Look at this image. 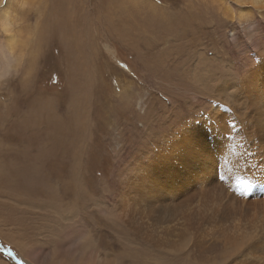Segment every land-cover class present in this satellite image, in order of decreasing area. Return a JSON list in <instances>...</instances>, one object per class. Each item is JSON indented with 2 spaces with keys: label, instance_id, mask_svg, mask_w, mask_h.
<instances>
[{
  "label": "bare ground",
  "instance_id": "obj_1",
  "mask_svg": "<svg viewBox=\"0 0 264 264\" xmlns=\"http://www.w3.org/2000/svg\"><path fill=\"white\" fill-rule=\"evenodd\" d=\"M12 1L6 0L0 9V54L7 67L16 69L22 64L16 70V88L28 90L25 82L29 84L34 77L40 54L53 41L59 45V68L70 87L52 97L41 91L27 96V106L34 111L23 117L19 113L20 122L3 120L10 121L4 114L9 106L0 113V144L8 143V137L22 139L18 144L23 148L17 151L20 155L21 150L26 151L31 159V165L22 161L16 180L11 179V172L0 177V191L6 190V197L19 189L24 196L35 194L36 233L51 235L61 218L78 209V220L89 229L88 241L104 257L103 264H264V40L256 41L252 54L240 60L237 73L213 41L224 54L227 46L218 39L210 40L222 24L212 23L196 11L195 15H176L157 38L149 39L151 32L145 37L148 42L139 45L142 36L125 31L118 10H110L112 2L105 16V0H41L35 7L33 29H29L31 38L24 40L21 29H16L15 16L8 11ZM228 1L238 7L239 19L250 16V7L264 5V0ZM20 5L24 8L28 0H20ZM112 22L114 27L108 33L116 39L131 36L137 42L134 47L142 58L141 67L148 73L161 76L160 80L177 76L169 86L178 91V101L188 96L181 94L182 88L192 89L194 95L193 111L170 107L162 116L155 110L138 114L144 128L133 131L139 137L131 138L134 142L137 138L136 146L142 143L141 148L123 164L116 161L121 157L120 145H124L122 128L132 119L125 101L129 96L118 99L90 93L98 80L102 83L101 31ZM202 25L212 26L214 31H204ZM121 44L128 51L132 45L127 39ZM139 47L152 52L145 58ZM195 51L193 63L186 64ZM40 75L31 82L40 81L44 77ZM157 85L166 87L162 82ZM62 95L72 101L61 103ZM80 105L87 110L85 116L78 112ZM87 107L94 109L93 114ZM6 114L12 115V111ZM112 130L117 131L113 139L119 147H114V159L110 156L112 163L106 160L107 171L113 170L104 182L106 172L94 171L104 155V147L96 139L105 140ZM25 138L27 143H22ZM103 199L108 210L104 206L107 211L101 213L98 202ZM1 204L11 206L6 201ZM0 210L8 214L7 207ZM26 214L22 211L19 219L26 222ZM7 218L22 234L17 216Z\"/></svg>",
  "mask_w": 264,
  "mask_h": 264
},
{
  "label": "rangeland",
  "instance_id": "obj_2",
  "mask_svg": "<svg viewBox=\"0 0 264 264\" xmlns=\"http://www.w3.org/2000/svg\"><path fill=\"white\" fill-rule=\"evenodd\" d=\"M38 1L36 2V0H28V5H25L24 8L19 7L21 6L20 0H13L10 4L11 6L9 7L8 11L11 15H13V17L15 16L14 18L16 19V29H21V34L26 36L24 40L31 38L29 29L31 28L32 31V23L35 21L34 16L37 15L35 11L38 7V4L40 2H43L41 0ZM105 1V6L103 7L105 16L109 12L108 5L110 2H112L113 7H111L110 10L112 11V9L114 10L115 8L118 10L117 14L119 19L121 21H124L126 24L125 31L132 33L134 31H137L139 32V35L142 36L141 38H139V45H144L148 42V39L146 38L151 32L152 38L148 36L149 39H153L154 37L157 38L161 33V30L167 28L169 24L172 23L176 15L183 16L182 12H184L185 15H190L191 13L195 15L194 11H196V15H201L204 19L210 22L212 20V23H221L222 26L215 28V32H213L214 30L211 28L212 26L202 25L201 29L204 31H212L213 33L210 40H212V38L218 39L220 40L221 45L227 46V53L224 54L221 52V46L219 44H216L212 40L214 45L218 47V51L221 50L219 51L220 55L222 56L223 54L226 57H223L225 59L224 61L230 63L229 68L232 69V71H236L237 73H240L241 71L240 60L244 58L247 53L249 54L250 52L252 54L253 45L256 44V41L260 39L264 40L263 4V8L254 9L253 7H250V16L239 19L238 7L235 6V4L230 3V1L228 0H119V2L118 0ZM137 1L140 2V4H138ZM34 2L36 3L34 4ZM5 3L6 0H0V9L5 5ZM191 4L194 5L195 10H192L190 12L189 9ZM40 18L38 20H40ZM135 23L137 25H135ZM113 27L114 25L112 22L111 27L105 26V28L102 29L103 31H101L100 49L102 50L100 51H102V55L99 60L101 61L100 63L103 71L101 72L102 76L99 79L102 80V83L99 85L98 80V84H94L92 89L93 91L90 93H92V95L101 94L100 96L103 95L102 97H107L111 94L117 96L118 99H120L122 96H129L128 100H126L125 98V101H127L128 108L130 110V116L132 115V119L131 121L127 120V124L123 128L122 126L119 127L120 129H125V133L123 135L125 146L122 144L120 145L121 157H119V159L116 161L117 164H123L124 161H128L129 159H131V155H134L135 152H137V150L141 148L142 143H139L136 146V143L138 142L137 138L135 142L133 141V137L137 136L136 134H133V131H140V129L144 128V126H142V122L138 118V114L142 115L147 110H155L153 111L154 113L160 114L162 116L165 115L164 112L167 111L170 107H172V109L185 108L193 111L195 110L194 103H192V97L194 95L192 96V89L182 88L181 94L185 92L188 96H182V98H180V101H178V91L175 88L172 89V86H169L170 83H174L176 75L169 80H160L161 76L148 73L145 68L141 67L142 65L140 63V59L142 58L137 57V50L135 49V47L137 46V42H134L131 36H124L116 39L114 35H110L107 31L108 29H112ZM164 38L165 37L159 38L156 42V46L159 45ZM123 39H127L132 44L129 47V51L121 44V41ZM2 44L3 41L0 39V50L2 48ZM57 46H59L58 43L56 41H53L50 44L47 52L45 51L41 54L39 53L42 56H40L37 60L39 64L36 67L35 71L37 72L36 74H34V77L36 79V75L39 73L41 74L40 77H44L40 78V81L39 79H37L31 82V80L34 79L33 77L31 80H29V84L28 81L25 82L28 87V90L25 92L20 91L15 86V82L19 77V74L16 73V70L20 68L22 64L20 65V67L17 65L18 67L16 66V69L13 68L14 66L7 67L5 66V60H3L0 54V66H2V70L0 73L2 74V76H0V113H3L4 110L8 109L9 107H11V109L9 110L12 111V115L6 114L9 110H6L4 112L8 120L11 121L10 122L3 119L5 122H9V124H12L13 120H19V113L21 114V117H23V115L31 113V110L34 111L32 108L28 107V103H26L29 101V98L27 96L32 97L34 95L32 93L44 92L45 94L49 95V97H52L53 95L62 92L63 89L68 90L70 88L68 87L69 84L65 85V79L63 78V74L59 68V61L57 59ZM149 47H151L152 49V46ZM139 51L142 52L140 54H143L145 58H147V55L152 52V50L150 49H148L146 52V49L144 47H139ZM195 54L196 51L193 55H191V59L189 60V56H187L186 60L188 61L186 62V64L189 63L190 60H192L193 63ZM26 59L27 54H24V60ZM157 82L164 83L166 87H160L159 85H157ZM100 87L101 89H97ZM171 97L176 101L170 102ZM11 99H13V102L11 101ZM60 99L62 100L61 103L64 100L66 104H69L70 101H72L71 98H64V95H62ZM148 105L151 106V108L148 109ZM87 108L90 111L89 113L93 114L94 109H90V107ZM78 112L85 116L87 110H84L83 106L80 105L78 108ZM58 113H60V110L58 111ZM20 121L21 120H19V122ZM98 126H100V124ZM10 127L11 126L7 123L6 128L8 129ZM110 133V136L106 137L105 140L101 141L99 137H97L96 139L98 143H104L103 145L101 144V146L104 147V155L102 156L101 165L97 168V170L95 168L94 171H96V174L106 172L105 180H103L104 182L109 181V173H112L113 170L111 169L107 171L106 168H109V166L108 163H106V160L109 159V162L112 163L111 157H113L114 159L115 156V152H113L115 151L114 147L116 148V150L119 147V144H117L113 139V137L115 138L118 136H116L117 131L112 130L110 131ZM21 136L26 137L25 134H22ZM102 136L104 137V135ZM131 136L133 137L131 138ZM7 140L8 143L0 144V147H2V149L0 150V168H3V172L2 174H0V177L8 175L9 172H11V179L16 180L17 171L22 161H24L26 164L31 165V159H29L30 157L24 150H21V155L26 154L27 157L25 159H21L20 151H17L18 149L23 148L21 144H18L20 140L22 141V139L8 137ZM26 141L27 139L25 138L23 139L22 143H27ZM1 142H3V140H0V143ZM108 143L109 146L110 144L112 145L109 147ZM4 153H7L8 155L4 156ZM127 157L128 159H126ZM115 163L114 166L116 165ZM30 174H32V172H30ZM19 190H12L16 193L11 195V197L10 194H8L9 197H6V190H4L5 192L0 191V209L3 210V208L7 207L6 211L8 212V214L10 213L9 215L12 216L16 215L18 221L23 225L21 234L15 223H12V221H6L8 220L7 216L9 215H6L5 211L3 212L0 210V264H103L104 257H102L101 254L98 255V253L95 251V248L93 247L92 242L88 241L91 240L89 229H87V226L80 224V221L78 220V209H75L76 211L74 210L72 212V215H66L64 218H61L59 222H57V225L52 230V232H50L51 235H49V233H46L45 236L40 235V237L36 233L37 214L35 208L37 197L32 192H29L30 195L27 196L25 194L24 196V193L22 194L23 191H21V189ZM11 199L12 202H10ZM98 200H101V197L98 198ZM5 201L6 203L11 204V206L1 204L5 203ZM102 201H99L100 203L98 202V205H100L99 207L101 209V213L108 210V204L106 200H104L103 202ZM104 206L107 210H105ZM22 211L28 212V214H26V216L28 217L26 222L19 219V214ZM83 229L86 230L84 231ZM15 242L19 244H16ZM100 258L102 259L101 261H99Z\"/></svg>",
  "mask_w": 264,
  "mask_h": 264
}]
</instances>
